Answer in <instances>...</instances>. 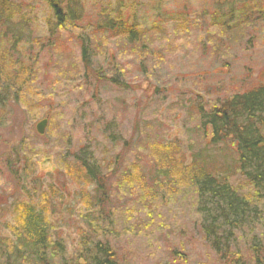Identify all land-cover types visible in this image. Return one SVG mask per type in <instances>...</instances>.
I'll list each match as a JSON object with an SVG mask.
<instances>
[{
  "label": "rangeland",
  "instance_id": "rangeland-1",
  "mask_svg": "<svg viewBox=\"0 0 264 264\" xmlns=\"http://www.w3.org/2000/svg\"><path fill=\"white\" fill-rule=\"evenodd\" d=\"M13 1L28 7L22 9L26 23L9 25L21 30L20 41L12 46L14 54L7 32L4 38L0 35V52L32 64L34 76L32 87H19L22 100L12 98L13 88L9 100L0 105V233L8 232L16 204L40 197L43 203L37 206L46 213L51 235L73 254L84 227L77 215L88 207L83 196L92 185L79 178L72 153L85 144L103 168L112 158L119 166L132 157L137 161L141 175L122 170L108 180L103 178L106 185L114 187L104 214L115 219V231L122 234L121 251L135 249V264H172V257L185 259V264H218L199 230L194 191L186 185V174L174 168L185 165L190 154L206 143L207 133L200 130L197 118L198 106L209 110L233 95L264 86V8L248 18L249 22L240 23L237 13L224 21L222 16L227 8L237 10L246 0H131L137 1L142 22L147 27L157 23L159 32L150 30L141 44H130L123 36L93 30L103 10L115 0H82L75 31L92 35L93 72L99 67L96 74L100 79L94 85L91 80L82 81L78 41L69 34L73 30L58 32L47 41L50 12L45 1ZM121 1L116 3L123 6L130 0ZM41 119H47L43 134L35 129ZM137 136L143 143L130 146L125 153L120 145ZM157 143L173 145L169 154L177 163H169L167 210L161 208L158 217H163L166 227H160L151 241L150 228L133 235L126 233L125 226L128 209L140 208V191L149 193L150 181L155 178L149 172L154 169V156H161L153 148ZM231 155L228 148L220 156L229 159ZM232 182L242 196L256 203L257 224L263 228L257 227L253 233L263 243L264 189L256 194L239 175L233 176ZM50 192L64 200H46L53 197ZM143 223L141 220L142 227ZM249 237L237 240L241 258L248 263L252 255ZM260 245L256 253L264 250Z\"/></svg>",
  "mask_w": 264,
  "mask_h": 264
},
{
  "label": "trees",
  "instance_id": "trees-1",
  "mask_svg": "<svg viewBox=\"0 0 264 264\" xmlns=\"http://www.w3.org/2000/svg\"><path fill=\"white\" fill-rule=\"evenodd\" d=\"M44 1L50 12L46 19V40L58 32L69 33V29H72L73 32L69 34L78 41L82 81L88 83L91 80L96 85L100 79L96 74L99 67L95 68L96 73L93 72L92 35H84L83 30L75 31L76 21L81 16L79 12L82 8L79 7L83 1ZM116 2L122 3L121 0H115L114 4L101 13V19L99 18L100 21L93 29L97 33L109 36L115 34L123 36L130 44H141L147 39L150 30L159 32L157 23L153 22L155 25L147 27L142 22L138 15L137 1L130 0L126 2L127 5L123 2V6ZM26 8L28 7H21L20 3L13 0H0V29H3V35H0L4 38L6 32L11 34L10 47L20 41L21 30L10 29L9 25L16 24L20 27L26 23L27 17L22 14V9ZM262 8L264 3L261 5L255 0H246L237 10L227 8L222 20L232 18L237 13L236 19L240 23L249 22L248 18H254L262 12ZM14 51L12 47L10 52L14 54ZM0 56V105L9 100L7 95L12 94L10 91L13 88L12 98L15 101L22 100L24 96L19 87H32L33 65H25L19 58L14 60L13 55L8 52H0ZM196 110L200 130L204 129L207 133L206 143L190 154L185 165L176 166L174 169L179 170L181 175L186 174V185L194 191V213L199 216V230L204 236V243L209 246L218 264H264V250L258 253L255 250L262 242L253 233L257 231V227L259 230L263 228L257 224L259 209L255 206L256 203L252 204L242 196L232 182V177L239 175L254 188L256 194L264 189V86L259 85L245 93L233 95L220 106H210L209 110H205L201 105ZM134 138L127 139L120 145L124 152L130 146H137L144 141L138 136ZM153 148L161 155L157 156L158 159L154 156L155 160H152L154 169L149 175L155 178L151 180L150 176L148 177L151 180L149 193L140 191V208L128 209L125 226L126 233L133 235L139 230L150 228L149 234H153V237L148 240L151 241L154 240L155 233L160 231V227H166L163 217L160 220L158 217L159 214L162 215L161 208L166 209L168 203L165 188L171 173L169 163H177L173 155L169 154L174 148L173 145L157 143ZM228 148H231L232 155L225 159L220 155ZM72 158L77 161L79 178L92 185L90 192L83 196L89 203L88 207L84 211L80 209L77 215L84 227L80 228L73 254L69 255L63 242L51 235L46 213L37 206L38 203H43L39 197L30 199L32 204H16L17 211H13L15 217L10 220L13 222L9 223L8 232L0 233V264H135V249L130 247L131 250L127 252L121 251L119 239L122 234L115 231V219L104 214L114 187L106 185L103 178L112 177L122 170L141 175L137 172V161L132 157L129 163L119 166L118 160L112 158L106 165L103 163V168L101 160L95 159L94 151L85 144L72 153ZM173 184L172 186H175V183ZM50 194H53V197H46V200H64L55 192ZM149 198L153 202H146ZM60 205L62 207V203ZM141 220H144L143 227ZM248 235V248L252 252L250 263L241 258L237 247V240H246ZM242 245L245 243L242 242ZM171 260L172 264H180V260H183L181 264L186 263V260L180 257H172Z\"/></svg>",
  "mask_w": 264,
  "mask_h": 264
},
{
  "label": "water",
  "instance_id": "water-1",
  "mask_svg": "<svg viewBox=\"0 0 264 264\" xmlns=\"http://www.w3.org/2000/svg\"><path fill=\"white\" fill-rule=\"evenodd\" d=\"M46 125V119H42L36 124V130L38 133L43 134Z\"/></svg>",
  "mask_w": 264,
  "mask_h": 264
}]
</instances>
